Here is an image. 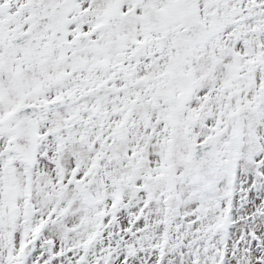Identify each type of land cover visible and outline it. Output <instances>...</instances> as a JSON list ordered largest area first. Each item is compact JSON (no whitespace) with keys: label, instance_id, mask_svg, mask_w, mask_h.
Segmentation results:
<instances>
[{"label":"snow or ice","instance_id":"1","mask_svg":"<svg viewBox=\"0 0 264 264\" xmlns=\"http://www.w3.org/2000/svg\"><path fill=\"white\" fill-rule=\"evenodd\" d=\"M0 264H264V0H0Z\"/></svg>","mask_w":264,"mask_h":264}]
</instances>
